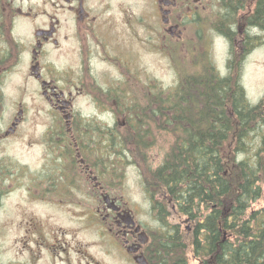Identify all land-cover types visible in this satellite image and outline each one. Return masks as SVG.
Segmentation results:
<instances>
[{"label":"flooded vegetation","instance_id":"flooded-vegetation-1","mask_svg":"<svg viewBox=\"0 0 264 264\" xmlns=\"http://www.w3.org/2000/svg\"><path fill=\"white\" fill-rule=\"evenodd\" d=\"M230 1L0 0V214L19 213L26 194L92 197L104 233L120 251L116 256L127 264H163L150 253L160 226L138 219L142 207L124 200L122 177L134 169L149 202L144 209L159 214L153 217L158 223L177 207L168 193L145 183L154 158L145 148L137 151L135 142L130 146L123 134L135 135L140 114L170 113L139 106L154 93L146 55L156 52L168 65L173 46L200 68L238 75L249 34L260 26L259 0H239L240 11L228 15ZM224 19L233 34L218 25ZM220 39L229 51L222 67L215 49ZM212 206L223 209L213 227L219 226V237L228 243L223 229L232 228V207ZM18 244L24 259L10 264L88 262L83 251L72 260L71 248L59 239L26 237ZM219 253L196 259L221 264Z\"/></svg>","mask_w":264,"mask_h":264},{"label":"trees","instance_id":"trees-1","mask_svg":"<svg viewBox=\"0 0 264 264\" xmlns=\"http://www.w3.org/2000/svg\"><path fill=\"white\" fill-rule=\"evenodd\" d=\"M238 7H242L239 0H231L227 3V14L240 11ZM256 10L260 25L264 21V0L257 2ZM228 23L225 19L218 20L219 26L233 34ZM174 50L171 49V54ZM240 77L241 73L220 77L210 65L200 68L196 62L187 64L179 68L176 87L154 91L153 98L144 102V109L170 112L163 114L160 123H165L173 137L164 163L152 171L151 185L169 193L174 198L173 204L191 219L200 217L201 206L209 209L197 222L195 234L183 232L178 224H169L168 212L160 216L168 228L158 233L160 238L152 240L150 253L154 261L189 264L188 254L210 255L220 250L221 264H264V215L259 218L256 211L252 219H245L247 208L264 198L262 161L249 155L251 136L255 134L252 131H259L264 146V99L251 103ZM159 94H168L169 98H159ZM140 117L144 116H138L137 120ZM137 126L135 135L123 136L130 146L135 142L138 151L140 147L147 148L150 142L146 138L141 140L140 124ZM243 154L247 155L239 160ZM261 158L264 160V156ZM214 203L232 207L235 238L228 243L219 237V226L213 227L214 215L219 217L223 210L217 208L215 212Z\"/></svg>","mask_w":264,"mask_h":264},{"label":"rangeland","instance_id":"rangeland-1","mask_svg":"<svg viewBox=\"0 0 264 264\" xmlns=\"http://www.w3.org/2000/svg\"><path fill=\"white\" fill-rule=\"evenodd\" d=\"M262 23L264 24V21ZM262 23L260 24L261 26L253 28V32H250V49L244 56L243 65L239 69L245 93L248 100L253 104L264 99V25ZM215 49L217 52V63L222 67L223 62L229 55L228 44L222 39L216 40ZM173 52L175 53L171 54L168 65H166L165 60L160 59V55L156 52L145 56V59L151 62L155 92L169 88L172 90L178 83L179 68L185 67L187 63L191 66L188 60L185 61L187 59L185 51L178 49ZM158 96L163 98L162 94ZM139 106L144 108L146 104L140 103ZM140 116L144 117L143 119L142 117L138 119V125L140 124L139 131L142 134L139 137L141 140L146 138L147 142L151 143L146 148V151L152 154V159L154 158L152 165L156 169L164 163L163 158L172 146L165 140L158 143L161 135L166 133L165 123L163 121L160 123V120L164 119L163 113H157L151 118L141 114ZM258 132L252 131L255 134L251 136L253 140L249 155L258 156L262 161V169L264 170V160L261 158L264 156V146L261 144ZM246 155L243 154L239 159L245 158ZM145 179V183L148 185L154 182L153 177L147 176ZM120 189L124 200L128 201L131 207H142L141 210L143 211L138 213V219L144 222L148 221L151 225L153 224L157 227L160 226L161 231L168 228L164 220L158 223L154 219L155 215L159 214L150 213L151 209H147L148 212L145 211L144 208L149 206V202L145 199L146 196L142 190V184H138V178L133 168H128L127 178L122 177V188ZM17 197L20 196L17 195ZM69 198L71 199H68V195L65 194H60L54 198L34 197L26 194L24 207L19 213H1L0 264H10L13 261L24 259L23 254L17 253V250L20 251L21 249V244L16 245V243L18 239L26 237L33 239L40 237L59 239L61 243L66 244L67 248H71L69 252L72 260L81 255L79 253L81 251L87 255L88 262L84 261L83 264H127L124 258L116 256L120 251L115 250L111 246L110 238L103 231L101 219L96 211L98 201L92 197L70 196ZM251 206L253 209L251 207V209H248L245 216L246 220L252 219L253 215L256 214L255 212L259 211L262 206L264 207V198L254 202ZM251 210L255 211L252 216H250ZM208 212L209 209L206 206H201L200 217L195 220L188 215L182 214L177 208L166 221L169 224H180L182 231L188 234H195L197 222L203 219ZM257 216L260 218V215ZM252 221H255V219ZM18 223L22 224L23 227L19 226ZM224 229L227 232L225 238L228 241L235 238V232L232 228ZM121 254H123L122 251ZM187 260L189 264H198V259L195 258L194 254H188Z\"/></svg>","mask_w":264,"mask_h":264},{"label":"bare ground","instance_id":"bare-ground-1","mask_svg":"<svg viewBox=\"0 0 264 264\" xmlns=\"http://www.w3.org/2000/svg\"><path fill=\"white\" fill-rule=\"evenodd\" d=\"M245 36V35H244ZM258 225V224H257Z\"/></svg>","mask_w":264,"mask_h":264}]
</instances>
